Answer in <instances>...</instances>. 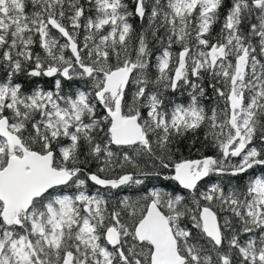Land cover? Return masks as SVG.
Listing matches in <instances>:
<instances>
[{
  "label": "snow or ice",
  "instance_id": "obj_1",
  "mask_svg": "<svg viewBox=\"0 0 264 264\" xmlns=\"http://www.w3.org/2000/svg\"><path fill=\"white\" fill-rule=\"evenodd\" d=\"M0 69V264H264V0H0Z\"/></svg>",
  "mask_w": 264,
  "mask_h": 264
},
{
  "label": "trees",
  "instance_id": "obj_2",
  "mask_svg": "<svg viewBox=\"0 0 264 264\" xmlns=\"http://www.w3.org/2000/svg\"><path fill=\"white\" fill-rule=\"evenodd\" d=\"M225 7H227V3L225 5ZM132 23L136 26L137 30L139 31L140 29V22L138 20V18L133 19ZM219 29V25L216 26V30L218 31ZM58 35V34H57ZM37 51H40L39 48L36 49ZM4 77V71L3 69H0V79H3ZM19 81H23V82H28L30 81V79H38L40 81L41 86L47 88L51 85V81L48 78H29L25 75H20L16 78ZM75 84H82V82L80 81H75ZM131 93H129L130 95ZM169 96L171 97V99L177 103H181V102H186L187 101V96H181L179 93L176 94H172L169 93ZM206 103H211V101H207ZM203 141V133H200V140L197 142L196 144V148L199 149V151H196L195 149L193 150H189V144L190 141L189 140H184L181 144H180V151L177 152L176 154V158H180L181 156L184 158H190V159H196L199 158L201 155H215V149L212 148L210 145L205 144L203 147L201 146V142ZM264 174V168H261L259 166H257L256 168L249 170L248 173H245L244 175L240 176V177H236V178H225V182H227L228 179H232L233 184L235 185L237 182H239L241 185H243L244 183L247 182L248 179H250L252 176L254 175H261ZM217 177L216 176H210L208 177L206 180H204L203 182H201L202 185L204 184H210L212 182L217 181ZM152 184H155L157 186H163L165 189L167 190H171L173 188L179 189V186L174 182V181H170V180H164L162 178H155L151 181ZM68 191H72V190H68ZM182 191V190H181ZM123 193L128 195L129 198L135 199L138 196L143 194V189H136V188H132V189H127L125 188L123 190Z\"/></svg>",
  "mask_w": 264,
  "mask_h": 264
},
{
  "label": "water",
  "instance_id": "obj_3",
  "mask_svg": "<svg viewBox=\"0 0 264 264\" xmlns=\"http://www.w3.org/2000/svg\"><path fill=\"white\" fill-rule=\"evenodd\" d=\"M208 178V177H207ZM207 178H205V180L207 179ZM203 182V181H202ZM176 183V182H175Z\"/></svg>",
  "mask_w": 264,
  "mask_h": 264
}]
</instances>
